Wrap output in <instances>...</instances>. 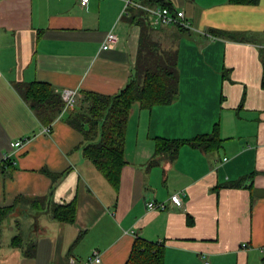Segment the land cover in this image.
<instances>
[{"label":"crops","instance_id":"1","mask_svg":"<svg viewBox=\"0 0 264 264\" xmlns=\"http://www.w3.org/2000/svg\"><path fill=\"white\" fill-rule=\"evenodd\" d=\"M134 1L183 10L193 29L151 27L135 7L123 14V0H0V207L17 199L0 227V264H125L138 237L162 248V264H264V0ZM109 31L117 41L103 50ZM145 43L174 56L178 94L167 105H132L114 190L68 118L84 92L118 93ZM30 82L61 100L76 90L75 102L47 124L15 87ZM215 129L217 149L185 143L154 157L156 138ZM72 202V223L53 217V206Z\"/></svg>","mask_w":264,"mask_h":264},{"label":"trees","instance_id":"2","mask_svg":"<svg viewBox=\"0 0 264 264\" xmlns=\"http://www.w3.org/2000/svg\"><path fill=\"white\" fill-rule=\"evenodd\" d=\"M228 2L234 5H256L259 0H228ZM161 5L170 7L166 3H161ZM137 17L138 14H133L131 20ZM215 33L222 35V32ZM143 51L146 55V65L143 66L144 63L138 60L136 71L118 93L109 96L96 92H84V105L79 106L68 118L70 125L83 135L85 143L83 155L92 162L114 190L118 189L120 173L125 165L124 144L132 105L137 103L142 108L167 105L172 103L178 94L174 56L155 55L152 44L148 49L142 46L140 54ZM15 87L30 109L47 124L51 123L63 108L64 104L58 92L49 84L18 83ZM261 87L264 88V73ZM185 143L210 152L220 147L221 139L216 129L210 135H200L187 140L156 138L154 157L168 151L174 154L178 147ZM16 203L17 199L10 207H0V227L12 214ZM51 212L55 219L72 223L75 219V204L72 202L63 206H53ZM21 241L20 235L12 238L13 245H18ZM262 261L264 263V257ZM162 263V248L158 244L146 242L138 237L133 243L130 256L125 264Z\"/></svg>","mask_w":264,"mask_h":264},{"label":"built area","instance_id":"3","mask_svg":"<svg viewBox=\"0 0 264 264\" xmlns=\"http://www.w3.org/2000/svg\"><path fill=\"white\" fill-rule=\"evenodd\" d=\"M89 0H78V3L81 7L87 6ZM124 2V9L123 14H128L127 8L135 7L141 10L145 14V20L151 27L156 26H177L182 29H193L190 21L186 18L185 12L180 9L168 7L165 5H156V6H144L134 0H123ZM117 41L116 35L109 31L105 34L104 40L102 42L101 48L103 50L110 49ZM76 90L73 89H64L61 92L62 100L64 102L65 108L72 106L75 102L76 97ZM20 145V142H13L11 144L12 147ZM171 202L174 205L180 206L181 205V198L180 196L175 193L172 194L170 197ZM149 209L153 210H163L165 209V204L160 203L156 204L150 202L148 204ZM246 244H242L244 247ZM92 261L99 263L100 259L99 256L94 254V257L91 259Z\"/></svg>","mask_w":264,"mask_h":264},{"label":"rangeland","instance_id":"4","mask_svg":"<svg viewBox=\"0 0 264 264\" xmlns=\"http://www.w3.org/2000/svg\"><path fill=\"white\" fill-rule=\"evenodd\" d=\"M248 39H251L250 36L248 37ZM257 40H258V36H256V38H255V41H257ZM146 44H147V43H145L144 47H146ZM145 56H146V55H145V51H143V53H142V55H141V58L139 59V60L141 61L142 64L144 63L143 66L146 65V61H147ZM143 66H142V67H143Z\"/></svg>","mask_w":264,"mask_h":264}]
</instances>
